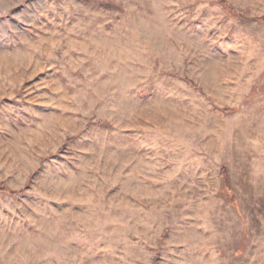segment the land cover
<instances>
[{"label":"rangeland","instance_id":"rangeland-1","mask_svg":"<svg viewBox=\"0 0 264 264\" xmlns=\"http://www.w3.org/2000/svg\"><path fill=\"white\" fill-rule=\"evenodd\" d=\"M223 1L0 0V264H264V0Z\"/></svg>","mask_w":264,"mask_h":264},{"label":"trees","instance_id":"trees-1","mask_svg":"<svg viewBox=\"0 0 264 264\" xmlns=\"http://www.w3.org/2000/svg\"><path fill=\"white\" fill-rule=\"evenodd\" d=\"M219 2L221 4H224V6H226V8L232 14L238 15L242 19H247V17H245V15H241V14L237 13L235 10H232L228 5L225 4V2L223 0H219ZM247 20H250V19H247ZM252 20H256L258 22L264 23V16L256 17V18H253ZM187 82L189 84H191L192 86H195V84L191 80H187ZM223 110H225V109H223ZM220 179H221V192L224 193V197H225L226 202L231 205L235 202V197L233 195V191H232L230 179H229V172H228V169L226 166H222L220 168ZM0 191L7 192L10 195H17V194L23 193L24 190L23 189L12 190V189H9L5 185H0Z\"/></svg>","mask_w":264,"mask_h":264}]
</instances>
